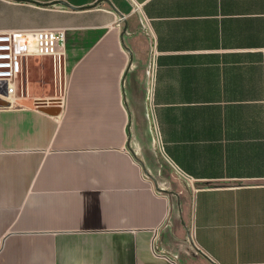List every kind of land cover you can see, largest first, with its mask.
Instances as JSON below:
<instances>
[{"label":"crops","instance_id":"0c3cea01","mask_svg":"<svg viewBox=\"0 0 264 264\" xmlns=\"http://www.w3.org/2000/svg\"><path fill=\"white\" fill-rule=\"evenodd\" d=\"M46 28L57 69L0 107V264H264V0H0Z\"/></svg>","mask_w":264,"mask_h":264},{"label":"built area","instance_id":"2783aa9c","mask_svg":"<svg viewBox=\"0 0 264 264\" xmlns=\"http://www.w3.org/2000/svg\"><path fill=\"white\" fill-rule=\"evenodd\" d=\"M63 31L57 29L0 31V100L16 105L17 83L22 84L26 62L31 58L62 57Z\"/></svg>","mask_w":264,"mask_h":264},{"label":"rangeland","instance_id":"374dc122","mask_svg":"<svg viewBox=\"0 0 264 264\" xmlns=\"http://www.w3.org/2000/svg\"><path fill=\"white\" fill-rule=\"evenodd\" d=\"M43 60H47L46 61H43ZM51 65V58H50V62H49V58H31L29 59L27 62H26V65L24 67V72H23V78H24V74L26 73L27 69L30 71V74H32V82L34 84L36 83H39L40 80L42 81V74L44 73V70H46L47 68H49V66ZM54 67H56L57 69V61L54 63ZM56 69L54 68L55 72H56ZM54 72V75L51 76L53 78H56L57 76V72L55 73ZM49 75L46 76V78H48V80L46 79L43 83H47V81H49L51 79ZM50 77V78H49ZM171 176L170 178H172L173 182L177 184L176 187H181L182 189H184V184L183 182H181V180L178 178H175L174 175H172L171 173H169ZM171 180V179H170ZM168 184H170V182H168ZM170 186V185H169ZM185 190V189H184ZM184 193V192H183Z\"/></svg>","mask_w":264,"mask_h":264},{"label":"water","instance_id":"95a60500","mask_svg":"<svg viewBox=\"0 0 264 264\" xmlns=\"http://www.w3.org/2000/svg\"><path fill=\"white\" fill-rule=\"evenodd\" d=\"M57 4H59V5H63V6H65V7H68L69 8V5L68 4H66L65 2H58V3H56V2H54V3H52V4H49V5H57ZM0 107H8V105H7V103H5V102H3V101H1L0 100Z\"/></svg>","mask_w":264,"mask_h":264}]
</instances>
